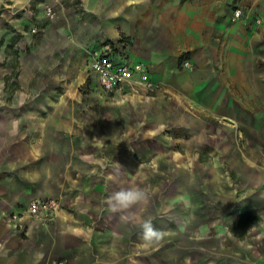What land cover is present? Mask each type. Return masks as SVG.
<instances>
[{"label":"rangeland","instance_id":"1","mask_svg":"<svg viewBox=\"0 0 264 264\" xmlns=\"http://www.w3.org/2000/svg\"><path fill=\"white\" fill-rule=\"evenodd\" d=\"M151 1L155 5V0H142L140 6L149 12ZM108 2L112 8L129 13L137 3ZM6 3L0 7V28H9ZM87 3L29 0L28 15L24 14L30 47L23 51L31 64L39 57L50 65L49 72L35 78L31 101L61 105L56 114L46 113V119L55 117L61 122V145L69 166L64 186L86 183L85 171L91 167L97 175L104 170L124 174L126 185L120 189L139 187L146 193L147 203L136 214L137 221L151 219L162 237L144 241L138 228L134 245L132 230L131 240L125 241V264H263L251 255L252 245L259 240L248 230L252 225L260 226L264 215L247 208L252 198L248 191L256 187V175L260 179L264 173V28L254 29L253 49L243 57L235 81L218 79L206 87L189 89L190 97L177 86L160 97L157 93L115 96L101 92L87 80L76 86L69 83L72 77L87 76L89 51L96 48L77 43L73 28L87 20L98 25L100 17L87 12ZM226 6L222 9L223 24L253 20L251 9L234 2ZM236 6L244 8L241 19H234ZM110 14L112 11L106 12V17ZM14 17L21 19V13ZM58 21L66 28L63 35L53 28ZM5 37L4 33L1 42ZM239 39H245L243 33ZM21 41L20 35H13L14 43L8 50L13 62L2 59L0 63L1 77L10 89L17 87ZM0 52V57H5L1 47ZM188 56L183 53L179 57L180 71L195 68L191 62L186 66ZM57 67L59 71L68 67L73 74L56 82L52 77ZM210 94L219 95L213 98ZM111 193H105L104 199ZM59 199L62 206L69 207L66 191ZM135 246L137 256L129 257L133 252L128 251Z\"/></svg>","mask_w":264,"mask_h":264},{"label":"crops","instance_id":"2","mask_svg":"<svg viewBox=\"0 0 264 264\" xmlns=\"http://www.w3.org/2000/svg\"><path fill=\"white\" fill-rule=\"evenodd\" d=\"M5 1L7 23L8 18L11 19L9 28H0V47L5 50L0 63L2 59L13 62L8 50L14 43V34L21 36L22 41L18 44L22 51L17 87L7 88L0 74V264H56L58 261L64 264H125V241L131 240L128 236L133 230L132 240L136 245L135 231L140 228L136 214L142 204L135 208L134 217L123 220L124 214L110 212L104 194L120 190L126 182L124 174H111L107 170L97 175L90 167L85 171L86 183L64 186L66 180L63 181V177L67 176L69 166H66L67 155L61 145V122L55 117L50 121L46 119V113L56 114L61 105L31 101L35 78L49 72L50 65L39 57L36 64H31V58L23 51L30 47L24 19L28 15L29 0H0V7ZM86 1L87 12L100 18L98 25L93 20L77 22L73 27L76 42L96 48L110 47L112 55L124 53L134 61L147 64L153 78L166 85L157 93L159 97L164 92L172 93L175 86L181 87L183 95L190 97L189 89L206 87L218 79L237 80L236 71L243 63V57L253 49L254 29L264 28V0H155L156 6L152 1L149 3V12L140 6L142 0H136L131 13L112 8L108 0ZM227 2L251 9L253 20L223 24L221 17ZM154 7H157L156 11ZM111 11L112 14L106 17V12ZM19 12L21 19L14 17ZM259 16L263 17V22L257 25L255 19ZM53 28L62 35L66 32L60 21L54 22ZM4 33L5 41L1 42ZM241 33L244 40L239 39ZM183 53L189 55L188 61L195 67L193 70L177 68ZM73 66L77 70L78 62ZM67 68L59 71L57 67L52 77L54 81L73 74ZM86 71L87 76L72 77L70 85H80L87 80L101 92L120 95L102 89L89 65ZM39 92L38 89L37 97ZM133 95L148 96L147 93ZM218 95L210 94L213 98ZM205 109L211 108L205 105ZM99 176L102 177L101 184ZM260 177L256 175V187L248 191L252 198L247 210L252 213L260 210L264 215V173ZM64 191L69 194V207L60 202L58 217L51 223L35 224L27 233L10 226L8 216L23 210L31 200L56 198L60 201ZM248 234H257L259 240L252 245L251 255L264 261V217L261 225H252ZM128 252H133L128 256L135 258L136 246Z\"/></svg>","mask_w":264,"mask_h":264},{"label":"built area","instance_id":"3","mask_svg":"<svg viewBox=\"0 0 264 264\" xmlns=\"http://www.w3.org/2000/svg\"><path fill=\"white\" fill-rule=\"evenodd\" d=\"M234 19L244 17V9L236 7L233 11ZM257 25L263 22V17L255 19ZM110 47L94 48L89 51V66L96 77L99 86L108 92L117 94H154L162 90L164 83L153 78L149 66L134 61L124 53L112 55ZM190 67L191 63L186 62ZM61 203L56 198H42L31 200L23 210L11 213L8 222L14 230L27 233L35 224H49L59 214ZM56 264H64L58 261Z\"/></svg>","mask_w":264,"mask_h":264},{"label":"clouds","instance_id":"4","mask_svg":"<svg viewBox=\"0 0 264 264\" xmlns=\"http://www.w3.org/2000/svg\"><path fill=\"white\" fill-rule=\"evenodd\" d=\"M146 193L139 187L121 188L106 197V204L112 213H122L121 219L135 216V208L147 203ZM141 236L144 241L153 242L162 237V233L155 228L151 219L139 222Z\"/></svg>","mask_w":264,"mask_h":264}]
</instances>
